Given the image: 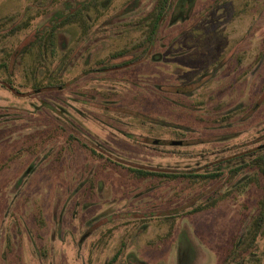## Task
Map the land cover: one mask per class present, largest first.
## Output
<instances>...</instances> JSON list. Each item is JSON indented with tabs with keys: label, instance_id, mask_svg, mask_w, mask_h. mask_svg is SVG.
<instances>
[{
	"label": "rangeland",
	"instance_id": "rangeland-1",
	"mask_svg": "<svg viewBox=\"0 0 264 264\" xmlns=\"http://www.w3.org/2000/svg\"><path fill=\"white\" fill-rule=\"evenodd\" d=\"M157 2L0 0V264H264V0H172L104 71Z\"/></svg>",
	"mask_w": 264,
	"mask_h": 264
},
{
	"label": "trees",
	"instance_id": "trees-1",
	"mask_svg": "<svg viewBox=\"0 0 264 264\" xmlns=\"http://www.w3.org/2000/svg\"><path fill=\"white\" fill-rule=\"evenodd\" d=\"M172 0H158L156 6L152 9L151 12L147 13V15L144 17V21L146 22V30L144 33V38L142 41H140L139 43H137L136 45L124 49L118 53H115L113 55V57H121L127 53H129L130 51H133L139 47L144 46L143 50L141 53H139L138 55H136L135 57H133L132 59L120 63L119 65L116 66H111V67H105V69L103 68L104 71H108L111 69H120V68H124L127 66H130L132 64H135L136 62L143 60L145 58V55L148 53V50L152 47V45L154 44L155 41V37L157 34V31L160 27V25L163 22L164 19V15L168 9V7L170 6ZM75 13L70 14L69 16L64 17L63 19H60L58 25H62L64 23H67L71 20L74 19L75 17ZM56 25V26H58ZM56 26L54 25L52 27L51 30H54L56 28ZM22 26H18L16 30L21 29ZM4 87L8 88L9 90H12V88L8 85H5ZM14 91V90H13ZM264 145V144H263ZM264 149V147L262 148ZM255 151H260L259 146H257L255 149ZM253 153H248L245 156H250ZM255 162H257L258 164H261L264 166V154H262V158L260 156H258L255 159ZM249 164L247 163H243L240 165H236L233 168L229 169L228 173H229V178H233L235 177L240 171H242L244 168H246ZM260 167V166H259ZM262 169V168H261ZM130 173L134 174L135 176H137L138 178H146V177H161V178H168L170 180H174V179H179V178H185V179H191L194 181H212V180H216L219 177L222 176V172L221 171H212L211 173H202V174H166V173H162L159 171H151V170H145V169H132V168H128L127 169ZM205 208L204 205L199 206L197 208H195L194 210H192V212H198L201 211ZM259 223H264V205H263V209L262 211L259 213L258 218L256 223H254V230L251 233V238L249 241V244L252 243V241L254 240V238L257 236V233L259 232L260 229V224ZM251 232V231H250ZM121 246H124L123 244ZM121 249L117 250L114 255L112 256V258L107 262V264H113V262H115L118 258V256L121 254ZM131 264V263H130ZM234 264H239L238 262L234 263Z\"/></svg>",
	"mask_w": 264,
	"mask_h": 264
},
{
	"label": "flooded vegetation",
	"instance_id": "flooded-vegetation-1",
	"mask_svg": "<svg viewBox=\"0 0 264 264\" xmlns=\"http://www.w3.org/2000/svg\"><path fill=\"white\" fill-rule=\"evenodd\" d=\"M259 146V149H262V146H263V144H261V145H258ZM114 255V254H113ZM112 258V257H111ZM118 259V258H117ZM114 263V262H113Z\"/></svg>",
	"mask_w": 264,
	"mask_h": 264
},
{
	"label": "water",
	"instance_id": "water-1",
	"mask_svg": "<svg viewBox=\"0 0 264 264\" xmlns=\"http://www.w3.org/2000/svg\"><path fill=\"white\" fill-rule=\"evenodd\" d=\"M264 147V145L262 146V148Z\"/></svg>",
	"mask_w": 264,
	"mask_h": 264
}]
</instances>
